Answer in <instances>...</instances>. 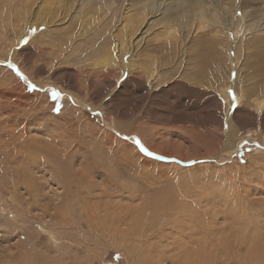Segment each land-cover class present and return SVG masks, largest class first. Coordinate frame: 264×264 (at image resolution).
<instances>
[{
  "label": "rangeland",
  "instance_id": "obj_1",
  "mask_svg": "<svg viewBox=\"0 0 264 264\" xmlns=\"http://www.w3.org/2000/svg\"><path fill=\"white\" fill-rule=\"evenodd\" d=\"M32 1L26 15L22 0H0V264H264V102L238 107L243 142L223 153L227 89L217 86L241 74L264 98V34L238 39L252 45L235 69L225 31L234 13L197 32L151 16L122 59L136 71L169 57L167 78L149 86L147 75L127 81L116 66L109 77L100 64L130 0H116L114 24L83 35L81 2L70 13ZM239 2L264 18V0ZM71 49L80 63L60 59Z\"/></svg>",
  "mask_w": 264,
  "mask_h": 264
},
{
  "label": "bare ground",
  "instance_id": "obj_2",
  "mask_svg": "<svg viewBox=\"0 0 264 264\" xmlns=\"http://www.w3.org/2000/svg\"><path fill=\"white\" fill-rule=\"evenodd\" d=\"M45 1L47 3L48 8L51 9L53 12L60 10V9L67 11L68 6L70 7V9H69V12H70L71 10L76 9L75 4L78 6V4L81 2L80 6H79L80 7V20H81V22L89 21L87 24V25H89V27H88V29H85L81 25L79 28V31H78V33L80 35L85 34V31L86 30L88 31L89 29L91 30L92 27H94V28L98 27V26L101 27L102 23L104 21H106L107 19H110V25L114 24L113 21L115 18H117V15L120 12L119 11L120 9H118L116 6V2H117L116 0H71L70 4L68 3L67 0H45ZM22 3H24V6L22 7L23 12L26 15H29V12L31 13L33 11V8L36 9V7L31 6V3L35 4V2H33L32 0H22ZM239 3H240L239 0H233V1L228 0V1H226V3L224 5L220 3V0H130V1H126V3L124 1V5L126 4L127 6H126V8H124V11L122 12V22H121L122 24L120 26V29L118 32L115 31V32H117V34L111 33V35H113V36L115 34V36L113 38V40H114L113 42L115 43V46L110 47L109 50L107 49L108 51L106 50L107 52L104 54L102 60L100 61L101 67L103 70L104 69L106 70L105 72L109 75V77H110V75H112L110 70L116 68V66H120V68L122 69V73L125 71L129 75L127 81H129V78L132 77L131 73L134 74V73H136V71H138L139 77L136 76V78H138L139 80H141L142 77H144V75H147V77H148V79L145 82H143L144 85L150 86V85L154 84V81L156 84V82H160L162 79L164 80L167 78L166 75L168 72L164 73L162 68H163V66L164 67L168 66L167 63L170 62L169 57L165 58L166 59L165 62L163 61V63L162 62L160 63L161 64V66H159L160 70H158L159 67L155 66V62H154L151 67L145 66L143 68V67H140L138 65L140 68H138L139 70L136 69V71H135L132 60H127L126 62L122 61V59H124L125 55L132 53L131 51L127 50V47H130V50H132L134 52L135 37H136V35H139L138 33H140L142 31V29H144L146 27V23L148 22V19L151 16H156L157 14H161L164 16L166 15V17L169 16L168 18H166L164 20V22H167V28H169L170 30H173V28H175L177 25L180 27H187L189 25H193L195 32H197L198 30H203V28H205V22H207V23L209 22V24L215 25L217 22L224 20L225 24L229 23V21H227L225 19V17L227 18V13H234L233 18L230 20L232 23L230 29H225V31L228 33H229V30L233 32V34H232L233 36L231 35L232 37H230V40L232 41V43L230 44L229 48H226V51L229 53V63L228 64H231L232 62L236 63L235 69H238L239 63H240V58H239L240 51L242 49H245V50L249 49L250 46L252 45L250 43V38L248 39V41L246 40L247 43L245 45L242 44V40L241 41L239 40L240 42H238V39H240V38L244 39L247 37H251L255 33L264 34V18L259 19L258 21H255L256 18L251 17L252 12H254L255 8H253V9H250L249 7L242 8L239 6ZM115 9H117V13L114 12ZM240 14H242V15L239 16ZM255 14H256V12H254V16H255ZM38 15H39V20L43 22V25L45 27L49 28V26H51V23L49 21H47L41 14H38ZM222 15L224 16V18L222 17ZM260 16L264 17V10L261 11ZM176 18L179 19L178 22L176 21ZM1 19L5 20V17H3ZM219 24H220V22H219ZM220 27H222V26H220ZM113 28L115 29L117 27H115V25H113ZM190 28H191V26H190ZM50 29H51V27H50ZM117 30H118V28H117ZM219 34H220V32H219ZM65 35H63V36H65ZM224 35H226V34H224ZM69 39L71 40L72 38H69ZM255 39H257V38H255ZM182 40L184 43L185 39L182 38ZM260 40H261V38H260ZM170 41H172V39ZM180 41H181V38H180ZM232 44H235L234 48H232ZM261 44L262 43L259 41L258 45L260 46ZM74 47H75V44H73V48ZM253 47H255V46L253 45ZM76 49L79 50V48H76ZM73 50L74 49H71L69 51L70 54L68 56L64 55V53L62 52L63 55H62V58H60V59L65 60V58L67 57V59H68L67 61H68V63H70L72 61H70V59L68 57H71V54H72L73 61L78 63L79 61H77V60L79 57V51L76 54V52H74ZM232 51L234 54L233 56L231 55ZM69 52H67V53H69ZM166 55H167V53H166ZM134 64H136V63H134ZM242 67H243V65H242ZM117 68H119V67H117ZM82 70H84V69H82ZM103 70L101 72H103ZM262 70H264V68ZM98 75H99V73H98ZM108 75H107V77H108ZM182 77L187 78L189 76L183 75ZM239 77H241V79ZM224 79L225 78L223 77V80ZM184 80H186V79H184ZM201 80L202 79L200 77L187 78V81H189V84L194 85V86H195V84L201 83ZM223 80L221 81V84H219V85H218V83H219L218 82L217 86H220V88L227 89V90H223L222 95L224 98L223 100H225L227 103L226 115H227V121H228L227 125L228 126H227V130H226V136L223 135L224 137H222L225 142L222 144L223 149L221 148L222 149L221 151L223 153L224 152L231 153L235 150V148L239 147L240 144L243 142L242 138L239 136V128L237 127V123L235 120L236 112L239 110L238 107H240L242 103L249 102V101H252L253 103L264 102V98L257 100L258 99L257 97H256L257 99H254L252 96H250L248 94V91L244 88V87H246L245 83H247V81L242 80L241 74L237 75V77L235 79L234 78L231 79V82H230L229 78H228L229 82H226ZM142 81H143V79H142ZM131 82H132V80H131ZM168 82H169V80H167L165 82L163 81L162 84L164 85V83L167 84ZM134 83L138 84L136 80L134 81ZM143 83H139V85H142ZM205 83H206V81H205ZM228 85H229V87L231 85L234 88L233 92L236 95V104L232 103L231 96L229 94L230 89H229ZM239 89H241V90H239ZM263 107H264V103H262L261 109ZM99 109H100V107H99ZM261 109H260V111H261ZM261 113H262V111H261ZM139 133H140V131H139ZM132 134L133 133H131V132L125 133L126 137H129V135H132ZM135 134H138V133H135ZM110 138L112 139V136ZM137 138L140 140L141 137L131 136V139H133L134 141ZM220 143H222L221 139H220ZM118 144H120L123 151L125 150V148L127 146H129V143H127V141L124 143L119 141ZM220 153H218V155Z\"/></svg>",
  "mask_w": 264,
  "mask_h": 264
},
{
  "label": "snow or ice",
  "instance_id": "obj_3",
  "mask_svg": "<svg viewBox=\"0 0 264 264\" xmlns=\"http://www.w3.org/2000/svg\"><path fill=\"white\" fill-rule=\"evenodd\" d=\"M24 42L26 43L27 41L25 40ZM13 67H15V66L13 65ZM17 71H18V74L21 76V78L24 79L25 81H27V77L23 76L22 73H19V70H18V69H17ZM29 87H30L31 89H35V88H36V85L29 83ZM50 91H51V97H52L53 100H58V99L61 97V95H62V94H61L58 90H56V89H51ZM229 94H230V96H231L232 103H233V104H236V95H235V93L232 92L231 90H229ZM54 110L59 111L58 108H56V109H54ZM135 143H136L137 146L139 147L140 151H142V152H144V153H146L147 155H150V156H151V155H154L152 152H150V151H149V150L143 145V143H142L138 138L135 140ZM157 158H158V159H162L163 157H157Z\"/></svg>",
  "mask_w": 264,
  "mask_h": 264
},
{
  "label": "trees",
  "instance_id": "obj_4",
  "mask_svg": "<svg viewBox=\"0 0 264 264\" xmlns=\"http://www.w3.org/2000/svg\"><path fill=\"white\" fill-rule=\"evenodd\" d=\"M91 117H93V116H91ZM94 118V117H93Z\"/></svg>",
  "mask_w": 264,
  "mask_h": 264
}]
</instances>
